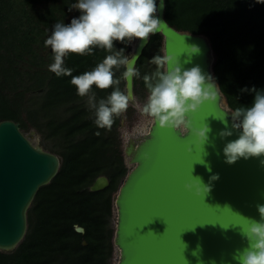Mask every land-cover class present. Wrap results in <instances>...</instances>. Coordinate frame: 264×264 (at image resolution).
Wrapping results in <instances>:
<instances>
[{
  "label": "trees",
  "instance_id": "trees-1",
  "mask_svg": "<svg viewBox=\"0 0 264 264\" xmlns=\"http://www.w3.org/2000/svg\"><path fill=\"white\" fill-rule=\"evenodd\" d=\"M76 1L0 0V121L20 122L23 131L36 128L61 157L59 172L38 190L29 208L25 238L11 252L0 250V264H112L113 196L129 171L121 148V116L110 131L99 129L88 98L77 94L71 76L57 77L49 71L54 57L52 50L45 54L48 29L65 23ZM165 17L178 30L210 39L214 76L228 105L233 110L249 107L253 86L264 90V4L166 0ZM162 40L161 34L151 35L137 62V94L148 91L143 76L156 71L151 59L155 53L163 55ZM127 45L116 41L113 52ZM109 54L98 47L91 55L70 53L64 67L77 76L91 71ZM123 71L115 70V78L121 79L125 91ZM112 90L93 86L92 94L98 103ZM30 93L35 95L28 99ZM101 175L107 176L109 185L91 191L89 186ZM76 225L85 232L77 231Z\"/></svg>",
  "mask_w": 264,
  "mask_h": 264
},
{
  "label": "water",
  "instance_id": "water-1",
  "mask_svg": "<svg viewBox=\"0 0 264 264\" xmlns=\"http://www.w3.org/2000/svg\"><path fill=\"white\" fill-rule=\"evenodd\" d=\"M157 1V17L164 23L155 34L163 36V51L178 57L182 68L199 66L218 85V98L205 101L196 112L188 114L194 128L208 124L212 131L204 144L188 129L161 127L152 120L148 131L131 136L125 147L129 169L113 196L115 213V264H238L237 250L248 247L242 229L245 218L260 220L256 205L264 204V168L261 158H241L234 164L225 162L223 148L227 142L219 132L227 103L213 72L215 60L210 39L205 34L181 31L170 25ZM76 9L73 8V12ZM147 41L137 39L130 45L128 57L135 68ZM143 45V46H141ZM199 47L191 53L190 47ZM187 61V62H186ZM135 96L134 77L125 81V91ZM227 119L231 127V113ZM204 163V164H203ZM205 164L211 165L209 172ZM61 157L34 143L13 119L0 121V250L11 252L23 241L28 230V211L38 190L49 184L59 172ZM213 174L219 179L210 181ZM210 184L205 195L189 190L197 178ZM105 175L98 176L91 191L109 185ZM84 233L85 228L76 225Z\"/></svg>",
  "mask_w": 264,
  "mask_h": 264
},
{
  "label": "clouds",
  "instance_id": "clouds-1",
  "mask_svg": "<svg viewBox=\"0 0 264 264\" xmlns=\"http://www.w3.org/2000/svg\"><path fill=\"white\" fill-rule=\"evenodd\" d=\"M256 2L264 4V0ZM163 7V0H160L159 8ZM70 8L79 10L81 15L74 17L69 24L55 23L51 35L45 40V47H51L54 57L49 71L57 77H72L71 84L76 87L77 94L88 98V106L95 113L94 123L99 129L110 131L115 118L126 113L131 102L141 116L158 122L161 127L188 129L204 144L208 141L211 127L205 123L203 127L194 128L188 117L189 113L199 110L205 101L218 98V85L199 66L184 69L178 57L170 53L154 56L151 63L156 65V71L143 76L149 95L142 106L136 103L131 90H121V79L115 78L114 70L120 68H124L122 78L125 81L140 76L134 66L136 57L124 55L123 48L115 52L113 49L116 41L123 44H129L135 39L147 41L159 31L164 23L156 15V0H77ZM96 47L112 54L107 55L91 71L73 76L72 69L64 67V58L68 54L91 55ZM190 49L192 54L199 52L196 45ZM93 86L100 90H113L97 103L92 94ZM252 91L255 95L249 107L225 111L224 118L220 119L225 125L219 132L221 139L232 136L233 130L238 133V138L227 142L223 148L225 162L228 164H234L241 158L247 160L264 157V90H256L253 86ZM228 113H231V127ZM95 134L99 136L101 133L97 131ZM259 164L264 168V159H259ZM205 166L211 172V165ZM196 178L195 184H186L185 187L189 190L194 188L198 195H206L211 185L204 184L200 177ZM218 179L219 174L210 177V181ZM256 207L260 220L245 218L249 223L242 232L249 244L234 253L233 259L238 264H264V204L258 203Z\"/></svg>",
  "mask_w": 264,
  "mask_h": 264
},
{
  "label": "rangeland",
  "instance_id": "rangeland-1",
  "mask_svg": "<svg viewBox=\"0 0 264 264\" xmlns=\"http://www.w3.org/2000/svg\"><path fill=\"white\" fill-rule=\"evenodd\" d=\"M136 41L137 39L132 41L133 46L136 44ZM50 50H51V47L49 46L46 49L45 54H48ZM161 53L164 54L163 40H162V46H161ZM156 55L158 54L155 53L154 56ZM31 95H35V94L30 93L27 98L29 99ZM148 95H149L148 91H143L140 94L135 93L136 103H139L142 106L146 102ZM151 122H152V119L141 116V114L137 111L134 104L131 102H130L129 108L127 109L126 113L121 115V125L119 127L120 139L122 142L121 148L123 151L125 163L129 169L132 167V164L129 163V156L125 154V147L129 143V139L131 138V136L136 137V136L146 133L150 127ZM24 132L30 139L33 140L34 143L40 144L45 149L53 152V149H54L53 142H51L50 140H46L36 128L31 127L29 129L24 130ZM115 222H116V218H115V213L113 211V217L111 219L112 227H115ZM117 258H118V252L116 249H114V256H113L112 264L116 263Z\"/></svg>",
  "mask_w": 264,
  "mask_h": 264
},
{
  "label": "flooded vegetation",
  "instance_id": "flooded-vegetation-1",
  "mask_svg": "<svg viewBox=\"0 0 264 264\" xmlns=\"http://www.w3.org/2000/svg\"><path fill=\"white\" fill-rule=\"evenodd\" d=\"M77 2V1H76ZM72 11H73V8L71 9V11H70V13L67 15V17H66V22H65V24H69V22H71V20L74 18V17H79L80 15H81V13H80V11L79 10H77L76 9V11L75 12H73L72 13ZM52 29H53V27H51L50 29H48L49 30V32H48V36H50V33L52 32ZM130 45H132L133 46V44H132V42L131 43H129L128 45H127V47L124 49V55H128V50H129V47H130ZM164 55V54H163Z\"/></svg>",
  "mask_w": 264,
  "mask_h": 264
}]
</instances>
